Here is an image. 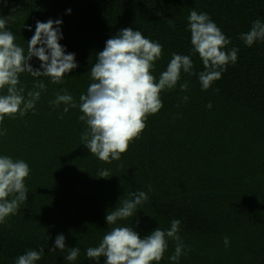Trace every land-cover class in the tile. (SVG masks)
Listing matches in <instances>:
<instances>
[{
    "label": "trees",
    "instance_id": "1",
    "mask_svg": "<svg viewBox=\"0 0 264 264\" xmlns=\"http://www.w3.org/2000/svg\"><path fill=\"white\" fill-rule=\"evenodd\" d=\"M193 9L207 13L230 39L224 51L238 49L237 62L207 91L188 27ZM2 17H12L6 27L25 54L38 20H62L59 43L66 54H75L79 67L62 85L21 74L25 96L37 79L44 80L47 91L36 114L5 117L0 124L7 129L0 135V156L30 167L26 205L0 224V264H15L20 255L41 247L45 254L36 264H96L86 250L97 247L112 227L131 226L144 238L159 227L170 229L173 219L181 222L179 235L188 254L171 261L175 242L169 239L159 264H264V42L249 47L240 39L255 20L264 21V0H0ZM126 28L163 46L152 71L157 82L172 53L189 55L197 75L182 71L176 88L161 92L163 108L148 118L121 159L109 164L82 144L86 125L78 119L79 108L60 119L63 105L54 109L49 101L66 88L79 103L93 82L89 72L97 53ZM29 63L39 69L41 61L33 57ZM185 82L188 90L181 91ZM102 170L108 178L99 177ZM137 191L149 199L136 216L108 225L107 213ZM59 234L66 237V247L80 248L76 261H66L59 249L51 253ZM105 261L102 257L100 264Z\"/></svg>",
    "mask_w": 264,
    "mask_h": 264
},
{
    "label": "clouds",
    "instance_id": "2",
    "mask_svg": "<svg viewBox=\"0 0 264 264\" xmlns=\"http://www.w3.org/2000/svg\"><path fill=\"white\" fill-rule=\"evenodd\" d=\"M6 3V0H5ZM69 13L71 9L67 10ZM12 17L0 18V124L5 117L23 118L29 111L36 114V104L41 93L47 91L43 79H37L33 90L27 91L21 84L20 75L27 73L35 78H50L52 84L66 83L65 75L78 68L74 53H67L59 43L63 39L60 26L62 20L49 19L36 22L35 34L27 42V52L15 43L16 37L6 25ZM193 52L198 53L204 65V71L198 73L202 90L207 91L221 78L227 66L237 62L238 49L233 47L224 51L230 43L221 29L207 13L192 10L188 16ZM172 27V19H169ZM31 31V26H28ZM240 39L251 47L257 41L264 42V21L257 19L251 29L242 33ZM39 45V47H38ZM163 46L145 38L139 30L122 29L113 38L106 41L105 48L97 53L96 62L90 70L86 94H81L79 103L61 88L49 106L63 113L70 108H79L83 114L78 119L86 125L81 133L82 144L99 160L111 164L119 161L131 143L139 139L151 115L162 108L161 92L173 90L180 81L181 73L197 75L193 71V61L189 55L172 53V59L158 79L152 74L155 62L162 59ZM33 57L40 61V68L34 69L29 63ZM181 91L188 90V83L180 84ZM216 91H219L217 89ZM184 102L189 97L184 96ZM210 109L211 102L207 105ZM0 135H7L6 128H0ZM109 172L102 170L99 177L108 178ZM30 176V167L23 160H13L9 156H0V224L17 214L22 204L26 205L28 189L25 180ZM130 199L120 200L119 204L106 215L108 225H117V221L136 216L139 205L149 197L144 191L131 194ZM180 221L173 219L168 230L155 229L150 235L141 238L131 226H114L102 238L97 247H89L86 255L100 264L106 257L105 264H159L169 247V239L175 242V252L169 257L179 261L187 255L185 245L179 235ZM50 239V237H48ZM230 241L224 237L227 247ZM59 249L66 261H76L80 248L66 247V237L57 235L51 253ZM45 254V248L39 251L28 250L17 257L15 264H36Z\"/></svg>",
    "mask_w": 264,
    "mask_h": 264
}]
</instances>
